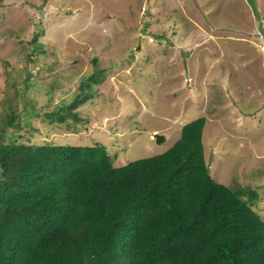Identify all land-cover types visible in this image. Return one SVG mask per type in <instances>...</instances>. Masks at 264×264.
<instances>
[{"label": "rangeland", "instance_id": "1", "mask_svg": "<svg viewBox=\"0 0 264 264\" xmlns=\"http://www.w3.org/2000/svg\"><path fill=\"white\" fill-rule=\"evenodd\" d=\"M199 116L210 175L264 219V0H0L4 141L104 144L119 166Z\"/></svg>", "mask_w": 264, "mask_h": 264}, {"label": "trees", "instance_id": "2", "mask_svg": "<svg viewBox=\"0 0 264 264\" xmlns=\"http://www.w3.org/2000/svg\"><path fill=\"white\" fill-rule=\"evenodd\" d=\"M204 118L183 124L166 150L119 166L104 144L0 135V264H264L256 193L210 175Z\"/></svg>", "mask_w": 264, "mask_h": 264}, {"label": "water", "instance_id": "3", "mask_svg": "<svg viewBox=\"0 0 264 264\" xmlns=\"http://www.w3.org/2000/svg\"><path fill=\"white\" fill-rule=\"evenodd\" d=\"M153 137L156 138L157 141L161 139V136L158 133H154Z\"/></svg>", "mask_w": 264, "mask_h": 264}]
</instances>
